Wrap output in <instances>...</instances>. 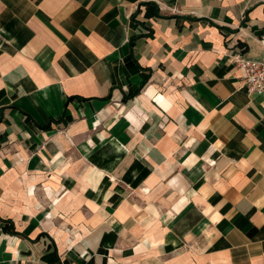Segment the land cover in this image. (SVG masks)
Listing matches in <instances>:
<instances>
[{
	"label": "crops",
	"instance_id": "0c3cea01",
	"mask_svg": "<svg viewBox=\"0 0 264 264\" xmlns=\"http://www.w3.org/2000/svg\"><path fill=\"white\" fill-rule=\"evenodd\" d=\"M263 33L264 0H0V264H264Z\"/></svg>",
	"mask_w": 264,
	"mask_h": 264
},
{
	"label": "built area",
	"instance_id": "2783aa9c",
	"mask_svg": "<svg viewBox=\"0 0 264 264\" xmlns=\"http://www.w3.org/2000/svg\"><path fill=\"white\" fill-rule=\"evenodd\" d=\"M264 46V33L258 40ZM231 61L244 73V88L251 94L264 95V61L245 58L236 54L231 56Z\"/></svg>",
	"mask_w": 264,
	"mask_h": 264
},
{
	"label": "trees",
	"instance_id": "16d2710c",
	"mask_svg": "<svg viewBox=\"0 0 264 264\" xmlns=\"http://www.w3.org/2000/svg\"><path fill=\"white\" fill-rule=\"evenodd\" d=\"M3 231H6L8 233H13L15 234L16 232L14 231V228L13 227H8L7 225L3 228Z\"/></svg>",
	"mask_w": 264,
	"mask_h": 264
}]
</instances>
